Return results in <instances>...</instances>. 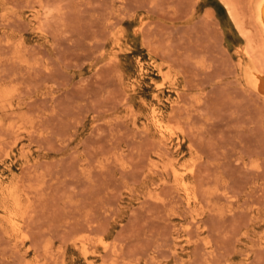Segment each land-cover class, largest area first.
<instances>
[{
    "label": "rangeland",
    "instance_id": "1",
    "mask_svg": "<svg viewBox=\"0 0 264 264\" xmlns=\"http://www.w3.org/2000/svg\"><path fill=\"white\" fill-rule=\"evenodd\" d=\"M262 1L0 0V264H264Z\"/></svg>",
    "mask_w": 264,
    "mask_h": 264
},
{
    "label": "bare ground",
    "instance_id": "2",
    "mask_svg": "<svg viewBox=\"0 0 264 264\" xmlns=\"http://www.w3.org/2000/svg\"><path fill=\"white\" fill-rule=\"evenodd\" d=\"M229 8V7H228ZM232 9V8H231ZM233 13L234 12H232L231 10H230V14L233 16ZM231 16V17H232ZM258 20H259V22H260V24H261V26H262V28H263V30H264V0L261 2V4L259 5V8H258ZM258 80V79H257ZM261 84L259 85V88L263 91V93H264V80L262 81V82H260ZM261 91V92H262ZM155 99L156 100H158V95H156L155 96ZM173 103L174 104H179V100H178V98L175 100V101H173ZM152 114V122H153V124H154V126L158 129V130H161V131H163L162 129H164V125H165V119H164V117H163V115L161 114V112L159 111V112H153V113H151ZM151 119V118H150ZM171 119V118H170ZM151 121V120H150ZM168 121V120H167ZM151 123V122H150ZM169 124V123H168ZM166 126V125H165ZM158 134H160V133H158ZM160 141L162 142V143H164L163 145L165 146V144H167L166 143V139H165V137H161V139H160ZM190 169V168H189ZM174 170V172H177L176 171V169L174 168L173 169ZM186 171V170H185ZM183 174V173H182ZM192 175V174H191ZM183 176V175H182ZM5 187V186H4ZM11 189V188H10ZM6 192H7V190H5ZM11 191V190H10ZM9 191V192H10ZM1 193V192H0ZM2 194V193H1ZM16 195V194H15ZM14 195V196H15ZM10 197H11V194H10ZM17 197V196H16ZM16 197H13V198H15V200H16ZM18 199V198H17ZM190 199V198H189ZM17 201V200H16ZM189 203L187 204V205H191V202L190 201H188ZM19 204V203H18ZM17 204H15L14 203V206H16ZM17 209V208H16ZM18 210H19V208H18ZM1 211V210H0ZM3 212L5 213L4 214V216H5V219H6V221L12 226V227H17V225H18V218H17V216H16V213L14 212V210L13 209H10V208H7V207H4V209H3ZM2 213V212H1ZM1 216H2V214H1ZM7 224V223H6ZM7 226H8V224H7ZM11 227V228H12ZM10 228V227H9ZM17 229V228H16ZM18 230H19V232H20V229L18 228ZM17 230V231H18ZM16 231V230H15ZM16 231V232H17ZM21 233V232H20ZM19 235V234H18ZM86 256V255H85Z\"/></svg>",
    "mask_w": 264,
    "mask_h": 264
}]
</instances>
